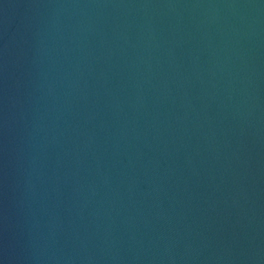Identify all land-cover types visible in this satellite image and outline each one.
Returning a JSON list of instances; mask_svg holds the SVG:
<instances>
[{
    "label": "water",
    "instance_id": "obj_1",
    "mask_svg": "<svg viewBox=\"0 0 264 264\" xmlns=\"http://www.w3.org/2000/svg\"><path fill=\"white\" fill-rule=\"evenodd\" d=\"M0 264H264V0H0Z\"/></svg>",
    "mask_w": 264,
    "mask_h": 264
}]
</instances>
